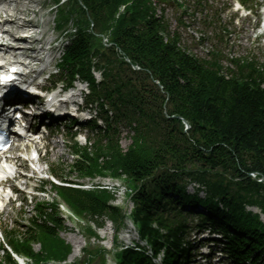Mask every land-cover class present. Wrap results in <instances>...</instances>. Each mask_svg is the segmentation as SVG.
Wrapping results in <instances>:
<instances>
[{
	"label": "trees",
	"instance_id": "16d2710c",
	"mask_svg": "<svg viewBox=\"0 0 264 264\" xmlns=\"http://www.w3.org/2000/svg\"><path fill=\"white\" fill-rule=\"evenodd\" d=\"M126 3L125 13L115 19L118 6ZM74 14L78 30L69 36L60 66L71 78L78 74L89 81L106 128L90 147L73 146L72 169L81 176L125 174L136 183L134 218L143 234L156 237L157 247L159 235L151 231L156 222L173 239L165 264L179 259L178 233L194 215L225 232L235 257L249 258L258 251L252 257L256 262L264 252V233L259 231L264 225L245 205L257 206L264 214V182L250 175L264 176V66L233 59L234 68H224L218 50L209 59L187 54L177 46L179 35H170L163 19L154 16L150 0H69L58 10V27ZM88 19L95 34L109 35L89 31ZM125 58L141 70H132ZM93 70L100 71L99 82ZM151 78L160 82L162 91ZM171 116L184 118L190 129L183 132L181 120ZM120 124L132 131L126 149L116 138ZM189 181L203 187L204 199L185 193ZM54 190L77 214L120 223L121 210L108 203L111 195L106 190ZM185 202L203 203L209 214L185 212L180 208ZM35 207L24 231H7L12 247L34 264L64 260L70 246L59 237L62 219L56 204L38 202ZM33 244H38L37 251ZM85 253L87 258L75 264L98 255L103 262L101 250ZM0 264L15 263L6 253ZM119 264L151 263L125 250Z\"/></svg>",
	"mask_w": 264,
	"mask_h": 264
},
{
	"label": "rangeland",
	"instance_id": "374dc122",
	"mask_svg": "<svg viewBox=\"0 0 264 264\" xmlns=\"http://www.w3.org/2000/svg\"><path fill=\"white\" fill-rule=\"evenodd\" d=\"M44 1V0H41ZM183 1L186 6L187 13L182 14V10L178 9L173 4L158 2L159 14L164 16V19L169 25V31H177L180 34V45L187 52L197 56H205V50H212L218 48L222 51L226 58L223 59V64L228 65L226 61L227 58L231 57H245L248 59H256V61L264 64V39L261 40L260 44L250 45L247 40V34L251 33L253 36L249 25L253 24L254 20H243L241 24H235L232 19V10L231 2L226 0H202L201 6H197L195 0H179ZM263 0H253V2L260 3ZM47 7H44L43 10H47ZM52 15V13H51ZM182 24H181V23ZM221 29H224L221 31ZM50 38L59 37L60 35H47ZM202 39V43H200ZM64 45V43H62ZM61 47V44H60ZM59 50L54 51V55H60ZM58 59V58H57ZM46 76V74L44 75ZM60 77H65V74L60 75ZM58 77L52 78L56 79ZM120 145L122 148L126 149L130 143L128 132L122 126L120 128ZM62 135V134H61ZM61 135L59 137H61ZM81 140V139H80ZM65 141V140H64ZM58 142V153L50 154L47 158V163H42L41 167L46 170V172H51L52 167H62L64 168L61 171V176L63 178L84 182L85 179H80L76 173L69 172V165L72 163V156L69 149L70 143L57 139ZM83 144L82 141H80ZM65 144V147H63ZM64 148V149H63ZM56 155V156H55ZM48 167V171H47ZM51 167V169H50ZM44 172V171H43ZM42 172V173H43ZM42 176H44L42 174ZM29 184L34 186L39 184L38 180L31 179ZM43 193L38 194L35 199L45 202L59 201L58 196L55 195L53 189L49 184L43 183ZM187 191H192L191 187ZM200 196H203L200 194ZM34 202L26 200L19 210V206H14L9 208L8 212L2 214L0 219V230L4 238V244L8 241L5 236V232L11 228H15L21 231H24L25 228H22L21 225L25 224L26 220L34 214ZM64 220V229H61L59 236L63 238L67 243L71 245V252L68 256L66 263H72L77 260H82L83 253L81 251L82 247H87L88 242L84 239L83 235L80 233H75L73 230L76 226L72 220L69 218H63ZM105 230V237L103 240L99 241V245H103L107 250L110 256L112 255V250L110 249V244L113 238V227L111 224L106 223L103 227ZM92 246V252L96 248L97 241L95 243L90 241ZM34 250H38V245L33 244ZM80 249V250H79ZM79 250V251H78ZM3 252L0 251V260L3 256ZM76 255V256H75ZM28 264H31L28 261ZM87 264H96V257L93 261Z\"/></svg>",
	"mask_w": 264,
	"mask_h": 264
},
{
	"label": "bare ground",
	"instance_id": "6f19581e",
	"mask_svg": "<svg viewBox=\"0 0 264 264\" xmlns=\"http://www.w3.org/2000/svg\"><path fill=\"white\" fill-rule=\"evenodd\" d=\"M19 11V10H17ZM52 146V153L56 154L57 152V142H53L51 143ZM21 165V164H20ZM22 166V165H21ZM32 174H42L43 171H45L42 167H41V160H38L37 166L35 167V169H32V167H30ZM17 177H22L21 172H18L16 175ZM21 189V188H20ZM7 212V211H6ZM76 256V255H75Z\"/></svg>",
	"mask_w": 264,
	"mask_h": 264
},
{
	"label": "water",
	"instance_id": "95a60500",
	"mask_svg": "<svg viewBox=\"0 0 264 264\" xmlns=\"http://www.w3.org/2000/svg\"><path fill=\"white\" fill-rule=\"evenodd\" d=\"M262 179H264V177Z\"/></svg>",
	"mask_w": 264,
	"mask_h": 264
}]
</instances>
